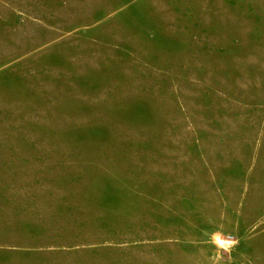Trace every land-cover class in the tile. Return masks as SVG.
<instances>
[{"label":"rangeland","instance_id":"374dc122","mask_svg":"<svg viewBox=\"0 0 264 264\" xmlns=\"http://www.w3.org/2000/svg\"><path fill=\"white\" fill-rule=\"evenodd\" d=\"M0 264H264V0H0Z\"/></svg>","mask_w":264,"mask_h":264}]
</instances>
